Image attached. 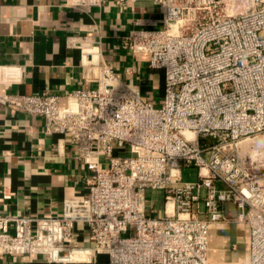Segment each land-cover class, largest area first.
<instances>
[{"label": "built area", "instance_id": "1", "mask_svg": "<svg viewBox=\"0 0 264 264\" xmlns=\"http://www.w3.org/2000/svg\"><path fill=\"white\" fill-rule=\"evenodd\" d=\"M153 1L163 26L138 20L122 46L163 70L160 103L116 72L100 38H69L81 66L96 70L97 86L72 91L65 104L57 94L0 90V105L45 117V131L67 135L92 171L88 193L66 198L60 215L0 213V254L59 264L95 254L108 264H211L212 225L236 222L250 230L248 264H264V0ZM189 169L195 177L185 176ZM148 191L163 193L161 211ZM78 224L92 245L79 243Z\"/></svg>", "mask_w": 264, "mask_h": 264}, {"label": "crops", "instance_id": "2", "mask_svg": "<svg viewBox=\"0 0 264 264\" xmlns=\"http://www.w3.org/2000/svg\"><path fill=\"white\" fill-rule=\"evenodd\" d=\"M164 12L153 0L123 6L104 0L101 6L76 7L67 0H0V90L52 93L65 104L80 88L97 86L95 69L81 66V50L71 37L101 39L106 61L143 98L160 103L164 73L148 65V56L134 55L122 46L136 22L161 28ZM46 119L11 105H0V213L60 215L66 198L88 193L92 171L76 157L68 136L45 131ZM9 195V197H6ZM78 241L92 245L84 224ZM250 230L242 223L213 224L209 233L211 264H248ZM0 264H59L39 255L0 254ZM108 264L105 254L88 262Z\"/></svg>", "mask_w": 264, "mask_h": 264}, {"label": "rangeland", "instance_id": "3", "mask_svg": "<svg viewBox=\"0 0 264 264\" xmlns=\"http://www.w3.org/2000/svg\"><path fill=\"white\" fill-rule=\"evenodd\" d=\"M163 71V70H162ZM164 73V72H163ZM258 139H263V136H258L257 137ZM245 139V138H244ZM252 140L250 139H247V140H244L242 143H241V146H246L249 142H251ZM191 170V171H190ZM189 172L191 173H188L185 172V176L186 177H195L196 176V172L193 170V169H189ZM148 194L151 195L150 198H155V200L157 199L158 200V206H159V211L162 210V206H163V193L161 191H156V192H152V191H148ZM158 212V211H157ZM157 212L154 211L152 213L153 216L157 215Z\"/></svg>", "mask_w": 264, "mask_h": 264}, {"label": "bare ground", "instance_id": "4", "mask_svg": "<svg viewBox=\"0 0 264 264\" xmlns=\"http://www.w3.org/2000/svg\"><path fill=\"white\" fill-rule=\"evenodd\" d=\"M187 135H188L189 137L193 136V134H192L191 132H187Z\"/></svg>", "mask_w": 264, "mask_h": 264}]
</instances>
